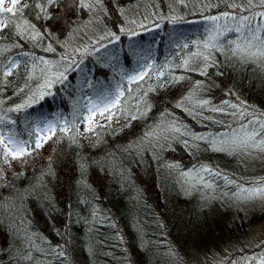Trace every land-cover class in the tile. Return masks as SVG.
I'll list each match as a JSON object with an SVG mask.
<instances>
[{
    "label": "trees",
    "instance_id": "trees-1",
    "mask_svg": "<svg viewBox=\"0 0 264 264\" xmlns=\"http://www.w3.org/2000/svg\"><path fill=\"white\" fill-rule=\"evenodd\" d=\"M242 4L103 0L75 19L64 6L59 22L32 7L13 18L21 29L0 33V62L20 63L11 76H0V115L16 124L0 129H14L18 138L30 139L27 133L46 120L78 119V101L111 90L145 59L163 65L166 75L139 88L132 84L111 122L96 117L104 126L94 124V132L78 123L74 139L53 137L29 148L31 155L0 157V197L11 205L0 212V264H249L264 255V227L251 231L264 225V203L245 209L235 194L236 185L262 184L264 173L247 168L239 150L221 151L217 144L242 119L229 105L264 124V57L233 55L232 42L241 39L235 31L219 37L218 49L203 47L214 27L238 23L213 25L208 17ZM252 5L253 14L264 10L260 0ZM9 6L11 0L0 5ZM112 32L120 41L93 52L99 38ZM36 33L43 39H33ZM49 44L54 52L45 50ZM113 53L118 60L108 59ZM64 56L78 66L52 86V95L34 102L46 81L64 71ZM39 57L50 63L41 64ZM17 105L31 106L8 111ZM259 124L253 126L258 130ZM197 177L211 187H202ZM61 249L65 256L58 255Z\"/></svg>",
    "mask_w": 264,
    "mask_h": 264
},
{
    "label": "snow or ice",
    "instance_id": "snow-or-ice-1",
    "mask_svg": "<svg viewBox=\"0 0 264 264\" xmlns=\"http://www.w3.org/2000/svg\"><path fill=\"white\" fill-rule=\"evenodd\" d=\"M4 0H0V5H2ZM103 0H91V2H85V0H39V2H34L29 4L28 0H11V6L7 8L0 7V33L9 27H15L17 30L21 29L20 23H13V18L21 17L25 8H35L38 9L39 13H44L47 15V19L59 22L60 16L59 11L60 7L64 6L73 13V19L78 15L79 12L84 11L85 9L92 10L95 7L102 6ZM264 9V0H260V5ZM252 0H243V4L234 8L232 12H222L219 15H214L208 17V19L216 25L221 20H232L238 21L235 28H227L226 25L222 26L223 30L220 28H213L212 31L208 33L207 39L205 40L203 47L204 48H213L218 49L219 37L224 35L226 31H235L237 32L241 39L233 41L234 48L232 50L233 55L237 53L248 55L249 58H254L257 56L264 57V38L261 36V30L264 28V10L252 13ZM37 19L44 18L41 15H37ZM147 19V17H144ZM177 18L172 17L173 22ZM73 20H69L68 23L72 24ZM27 24V21L24 22ZM143 27V25H141ZM153 26L159 28L160 24L158 21L153 20ZM34 27V26H33ZM119 32H124V28H119ZM215 32V35H213ZM131 36H135L136 32L132 31L129 33ZM33 39H43V36L40 33H36L32 36ZM121 39L120 35L117 32H112L110 36H101L96 42V45L93 47V52H100L101 49H106L108 45H111L115 42H119ZM107 40V44L101 43V41ZM182 48H187L188 44L185 43L180 45ZM248 49H255V51L249 53ZM46 51H55V48L49 44ZM79 52V49L76 50ZM87 51V50H86ZM88 54H91L89 52ZM24 55H28L25 53ZM115 57L119 59L118 54L113 53L108 57L111 60ZM205 60L208 59L207 56L203 57ZM41 64H48L49 61L45 60L43 57L37 58ZM62 61L66 62L64 71H59L58 75H53L49 80L46 81L44 88L45 91L40 94L37 98L35 95L31 97L34 102H39L44 98V95H52L50 89L55 84H63L68 76L66 75L67 71L73 70L78 65L73 64L71 57L64 56L61 58ZM18 60H9L7 64L0 62V76H11L13 70L19 65ZM187 64V61H185ZM164 66H157L155 63L145 62L140 63L138 68L133 73L123 74L120 77V81L117 82L114 87L109 89H101L96 92L94 96H88L85 98L84 102H77V105L74 107V112L78 116V119L67 120L63 118H57L56 120H46L42 126H37L27 133L30 139H21L18 138V133L14 129H0V157H3L5 161L9 157L11 159H19L24 155H31L29 148L33 150L43 147L44 144L52 140L53 137L60 139L61 136L69 137L74 139V133L78 131V123H83L85 125V132H94L95 124L97 127H103L104 125L99 124L96 121V117L99 116L102 120L111 122L115 116L113 109L117 111L121 110L123 105V100L126 98V92L131 94L134 89L131 88L132 84H135L137 88L140 87L141 82L146 80H151L153 76L160 78L165 77ZM201 74H204L203 72ZM160 83L166 82L164 79L159 81ZM89 87H92L91 82L88 84ZM143 94V93H142ZM209 102L207 100L201 101L202 105H207ZM227 103V102H226ZM30 107L31 105H17L14 108L8 109V111H21L25 107ZM234 112L232 115H242L241 122L239 127L232 130L230 133L225 136L220 137L221 151H235L237 149L247 151L249 148L254 150H264V124H259L258 121H253L245 119L247 113H240V109L237 105H229ZM217 111H222V109H217ZM136 117H132L135 119ZM63 119V123H61ZM5 124H16L15 120H12L7 117V115H0V125ZM259 124V129L253 125ZM197 139H203V137H197ZM207 171V169H205ZM218 174V173H217ZM187 175V174H185ZM3 173L0 170V183H2ZM202 182V187L210 188L211 185L204 181L203 177H197ZM226 182L228 178L224 177ZM264 184V181L258 182ZM238 191L235 193L238 198H253V197H264V186L262 187H241L236 185ZM9 204L8 201H5L3 197H0V212L3 211L4 205ZM9 211H11V205L9 204ZM59 256H65V253L61 249L58 252Z\"/></svg>",
    "mask_w": 264,
    "mask_h": 264
},
{
    "label": "rangeland",
    "instance_id": "rangeland-1",
    "mask_svg": "<svg viewBox=\"0 0 264 264\" xmlns=\"http://www.w3.org/2000/svg\"><path fill=\"white\" fill-rule=\"evenodd\" d=\"M9 0H4L3 4H8ZM219 148H221L220 139L217 142ZM239 150V149H237ZM241 153V159L243 164L250 169L260 170L262 173H264V150H254L249 148L247 151L239 150ZM264 179V177H263ZM264 181V180H263ZM264 184L260 185H246L244 187H262ZM239 201L241 205L243 204V207L245 209H250L253 207H256L257 205L264 203V197H253V198H239ZM264 225L258 227V228H251L252 232H255L257 229L263 228ZM264 229H261L260 231H263ZM249 264H264V255H256L249 259Z\"/></svg>",
    "mask_w": 264,
    "mask_h": 264
}]
</instances>
